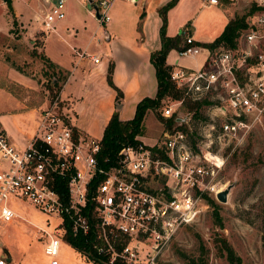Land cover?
Returning a JSON list of instances; mask_svg holds the SVG:
<instances>
[{
  "label": "built area",
  "instance_id": "built-area-1",
  "mask_svg": "<svg viewBox=\"0 0 264 264\" xmlns=\"http://www.w3.org/2000/svg\"><path fill=\"white\" fill-rule=\"evenodd\" d=\"M114 1L93 0L98 21H110ZM239 1L244 0L202 3ZM248 2L255 9L235 45L198 44L189 27L183 28L178 55L203 53L204 59L198 66L171 65L170 80L182 96L164 102L163 116L174 121L156 142L124 144L113 159L101 162V138L74 132L58 94L39 109L35 132L23 148L0 126V224L19 216L8 204L10 196L27 199L59 216V231L62 226L65 232L67 219L102 264H155L177 230L208 207L206 195L215 198L222 189L218 175L226 160L263 119L264 0ZM65 3L39 0L40 37L65 18ZM188 101L199 106L189 108ZM36 231L48 235L44 252L50 264H58L61 237L41 227ZM0 264L11 262L0 256Z\"/></svg>",
  "mask_w": 264,
  "mask_h": 264
},
{
  "label": "rangeland",
  "instance_id": "rangeland-1",
  "mask_svg": "<svg viewBox=\"0 0 264 264\" xmlns=\"http://www.w3.org/2000/svg\"><path fill=\"white\" fill-rule=\"evenodd\" d=\"M11 2L12 10L7 0H0V126L10 140H15L2 124L11 126L12 119L8 112H17L15 123L32 131L36 127V115L28 111L32 103L40 102L44 97L48 101L55 98L57 86H53L51 77L57 75L58 84L61 85L65 76L64 70L58 71L42 58L43 40L45 55L60 59L65 65L63 67L67 68L71 64L72 48L81 47L79 42L91 32L97 19L89 13L92 5L87 0H66L65 18L43 38L39 31V0ZM176 3L166 12V25L168 11ZM229 6L235 17L247 15L251 3L244 0ZM167 99L162 100L157 110L146 111L137 134L143 140L151 141L165 126L159 114H162ZM21 111L26 112L22 114ZM133 112L134 105L130 108L128 104L120 114L122 118H127ZM218 178L222 189L230 185L227 201L221 202L212 197L217 204L215 207L206 195L208 207L195 222L184 224L177 230L156 256L155 264H182L187 257L201 254L206 264H228L226 257L220 253V237H225L234 247L241 256V264H264V116L244 143L231 152ZM8 204L19 216L11 222L0 224V239L7 247L18 250L26 242L31 246L28 254L37 263L50 261L43 251L48 235L40 236L36 231L37 227H41L61 237L58 264H93L92 259L67 245L62 226L60 231L57 229L59 216L39 210L27 199L10 196ZM5 251L0 245V254L6 255Z\"/></svg>",
  "mask_w": 264,
  "mask_h": 264
},
{
  "label": "crops",
  "instance_id": "crops-1",
  "mask_svg": "<svg viewBox=\"0 0 264 264\" xmlns=\"http://www.w3.org/2000/svg\"><path fill=\"white\" fill-rule=\"evenodd\" d=\"M168 1L170 0H136L135 2L115 0L109 10L110 21L101 23L97 20L91 32L79 42L81 47L72 48L74 51L71 55V64L67 68L63 67L65 65L60 59H51L50 56L45 55L43 40L42 55L48 57L59 71H65L66 77L64 76L62 80L58 98L76 134L101 138L105 125L115 111L118 112L120 119H128L133 115L122 118L120 114L128 104L130 108L134 105L135 111L137 101L144 96L155 95L157 79L155 67L150 61V53L161 45L159 28L162 19L158 9ZM229 7L228 3L209 6L202 3V0H177L176 5L168 11L166 33L168 35L182 33L183 28L187 26L196 43L212 41L234 17ZM89 13L94 16L92 11ZM77 51H83L84 54L78 55ZM203 59V53L194 57L180 56L176 48H171L166 54V62L171 65L198 66ZM110 62L113 63L112 81L122 91L121 95H117V90L107 80ZM48 100L44 97L40 102L32 103L28 110L36 115L35 126L38 122L39 109ZM21 112L24 114L26 111ZM8 113L12 119L11 126L2 124L8 134L15 137L13 141L23 148L36 127L32 131L28 130L29 128L15 123L14 117L17 112ZM163 130L164 126L151 141H145L139 135L137 138L146 143H154ZM64 240L67 245L81 252L65 238ZM0 245L6 250V255L0 254V256H5L11 264H50L48 260L45 263H37L35 258L28 254L31 249L29 243L25 242L18 250L7 247L1 239ZM80 254L86 257L82 252Z\"/></svg>",
  "mask_w": 264,
  "mask_h": 264
},
{
  "label": "trees",
  "instance_id": "trees-1",
  "mask_svg": "<svg viewBox=\"0 0 264 264\" xmlns=\"http://www.w3.org/2000/svg\"><path fill=\"white\" fill-rule=\"evenodd\" d=\"M176 1L177 0H170L158 9V13L162 19V23L159 28L161 45L159 48L152 50L150 53V61L155 67L157 79L156 93L154 96H144L139 101H137L134 114L128 119H120L117 111L111 115L104 127L101 137V150L99 153V159L101 162H103V157H109L110 159H113L122 145L140 142V139L137 138V134L141 130L142 121L148 109L157 110L165 97L179 98L182 96V90L170 80L169 72L172 66L166 62V54L171 48H176L178 50L183 47L182 33H177L175 35H168L166 33V12L173 4H175ZM11 3V0H7V5L10 10H12ZM254 9L255 7L253 6L247 14L252 12ZM246 16V14H243L231 18L225 24L219 35H217L212 41L203 42L202 44L210 47L216 46L218 44L227 46L235 45L236 37L239 35L241 29L246 26ZM42 58L46 60L49 65L55 66V64L50 61L48 57L42 56ZM112 68L113 63L110 62L107 71V80L109 84L117 90V95H121L122 91L116 87L112 81ZM53 76L51 77V81L53 82V86H57L58 92L61 87V85L58 84L59 77L55 74ZM187 104L189 108L199 106L197 102L188 101ZM159 119L165 125V127L168 128L172 126L174 121L172 117H165L163 114H159ZM107 163L108 162H104V164ZM59 190L61 193L65 191V185L63 183ZM208 199L210 200V203L214 204L215 207L217 206L214 199L209 197ZM216 212L217 211L215 210V213ZM64 238L72 246L81 251L88 258L92 259L94 264H102L98 257L94 253L90 252V244L86 237L81 232L77 234L72 232L70 223L67 219H65ZM219 240L220 253L226 257L228 264H241V256L236 252L228 240L225 237H220ZM182 264H206V259L202 254L199 256H191L187 257Z\"/></svg>",
  "mask_w": 264,
  "mask_h": 264
},
{
  "label": "water",
  "instance_id": "water-1",
  "mask_svg": "<svg viewBox=\"0 0 264 264\" xmlns=\"http://www.w3.org/2000/svg\"><path fill=\"white\" fill-rule=\"evenodd\" d=\"M6 1V0H4ZM93 7L94 9V16L96 19H99L100 18V13L98 11V7L95 3H93V0H87ZM229 188H230V185L226 186L225 188L219 190L217 193H216V198L221 201V202H226L227 201V197H228V192H229Z\"/></svg>",
  "mask_w": 264,
  "mask_h": 264
}]
</instances>
